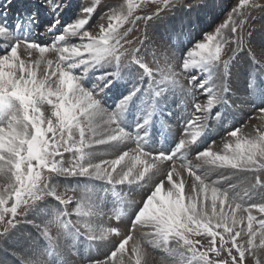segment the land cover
Wrapping results in <instances>:
<instances>
[{"label": "snow or ice", "instance_id": "obj_1", "mask_svg": "<svg viewBox=\"0 0 264 264\" xmlns=\"http://www.w3.org/2000/svg\"><path fill=\"white\" fill-rule=\"evenodd\" d=\"M147 2L141 0L140 4H134L133 0H127L126 6L121 4L116 8L102 5L101 0H92L90 5L81 6L77 19L64 26L62 34L55 36L50 44L41 43L39 37L54 32L60 24L58 18H54L44 32L32 30L35 39L19 40L11 38L7 21L0 20V242L7 241L20 225L31 224L37 238L46 241L49 248L55 247L62 257L59 237L71 230L97 250L87 264H142L143 242L134 238L132 230L144 224L155 229L150 241L154 246L187 255L193 264H264V218L257 219L253 215V209L264 214V202L245 206L243 197L232 194L235 185L226 190L220 186L222 181L239 174L243 179L253 178L250 191L264 190V129L246 133L243 131L246 126L234 127L227 133V137L234 139L224 143L222 152L208 146L193 155L200 167L220 173L216 181H209L207 174H201L197 167L185 162L187 153L207 127L213 105L223 103L228 91L221 84L206 104L197 102L193 89L198 88L201 94L212 92L206 86L207 80L197 83L199 73L217 66L227 72L237 55L245 51L251 33L245 34L244 25L256 9H264V0H236L227 19L214 32L194 43L182 59L168 57L161 50L160 55L174 68L183 73L195 70V74L188 75L191 87L184 91L193 97L192 108L200 115L193 117L189 113L186 116L174 150L148 152L142 145L148 135L150 113L136 125L134 132L126 131L120 124L140 88H135L109 112L97 99L104 89L98 84L86 89L79 83L91 67L103 62L116 69L96 77L101 83L108 80L105 88L118 77L119 70L135 68L141 79L147 77L150 84L156 86L155 97L165 94L166 88L158 87L164 80L157 78L160 71L157 55L152 51L150 64L142 58L141 50L155 49L147 34L150 22L159 18L163 10L183 4L184 0H151L154 12L140 15L134 11L143 12V4ZM11 3L12 0H4L2 7L7 9ZM39 4L49 13L63 11L68 6L67 0H39ZM30 7L24 3L25 12ZM103 7L110 11L101 15L100 20L106 15L108 23L106 27L98 24L96 33L87 26L98 8ZM141 22L142 34L136 41L130 40L128 37ZM34 24L35 14L26 16L17 22L16 30L22 25ZM126 24L133 27H125ZM69 37L78 38L79 42L72 43ZM226 48L233 53L229 60L222 59L227 54ZM21 49L28 57L38 52L39 58L29 62L22 58ZM49 52L56 53L55 61L47 59ZM247 54L254 64L264 62L257 60L251 49ZM41 65L44 67L38 77ZM76 69L81 70V76L73 74ZM44 105L50 106L51 117L42 111ZM259 113L260 120L264 121V108H260ZM211 118L219 120L220 113ZM248 118L251 120V115ZM193 124H198L194 131ZM133 140L135 147L130 151L118 150L120 145L127 148L126 142ZM108 148L112 149L113 158H105V155L96 158L98 151L107 153ZM178 158L179 168L176 167ZM185 171L191 181L184 178ZM57 176L86 177L112 185H147L149 190L138 203L132 202L134 214L125 229L119 226L96 228L91 220L81 226L79 220L65 219L72 215L68 206L75 202L78 217L92 213H81L76 191L72 190L69 195L54 186ZM49 198L57 202L59 209L55 205L41 207ZM30 213L45 219H28ZM121 215L117 213L118 221ZM201 235L209 239L204 243L193 239ZM130 241L129 249L126 246ZM198 244L204 250L197 248ZM15 255L19 264H53L47 258L46 249L31 253L24 250ZM62 264H67L66 259Z\"/></svg>", "mask_w": 264, "mask_h": 264}, {"label": "rangeland", "instance_id": "obj_2", "mask_svg": "<svg viewBox=\"0 0 264 264\" xmlns=\"http://www.w3.org/2000/svg\"><path fill=\"white\" fill-rule=\"evenodd\" d=\"M92 1L86 2L84 5H90ZM134 4H140L141 0H133ZM236 3V0H184L183 4L177 5L170 10H163L165 12H161V15L159 18L153 20L150 22V25L147 30V34L149 36V41L152 42L155 45V49L152 50L151 47H147L141 50L142 58L148 60V62L151 64L153 61V52L158 57V63L160 65V71L158 73V79H165L170 83L172 88L177 89L181 92V89H186V82L184 75L182 74L181 69L174 68L173 65L166 63L163 56L160 55L161 50L165 51L167 53L168 57L172 58H180L181 59V50L185 47L187 43H189L191 40L195 38L196 33L193 32L194 38L190 39L191 36L190 33L185 30V27L188 28V23L190 26L192 24L194 27H196L195 22L193 19L196 17V15L200 18L199 20L203 23H208L204 27H208V31H205V34L212 33L214 30L221 25L226 19L227 16L231 13L233 5ZM102 5H110L112 7L118 8L121 4H124L126 6L127 0H101ZM144 11L140 12L139 9H134V11L138 12L140 15H144L145 13H151L154 12L155 5L151 4V0H148L147 3L143 4ZM110 9L108 7L98 8L97 13L93 17V21L90 22V29H95V32H99L98 24L102 23L105 27L107 26L108 19L107 16H104L103 20H100V16L103 15L106 12H109ZM76 18L70 19V22L72 23L75 21ZM217 23H216V21ZM215 21V22H214ZM200 22V25L203 23ZM125 27H133V25L126 24ZM211 27V29H210ZM143 31V23L141 22L139 25L135 26V30L132 32V34L128 37L130 40L136 41L137 37L142 34ZM244 32L245 34L251 33L248 41V45L245 48L244 52H241L239 54V59L237 65H241L242 70L236 71L235 76L233 78V83L236 88H241L242 90L246 88L244 85V72L243 69L246 67L248 62H253L250 58V56L247 54L248 50L251 49V53L255 55V57H260L261 60L264 61V9H256L250 16V18L247 20L246 24L244 25ZM204 34V35H205ZM202 39V38H201ZM192 45H190L191 47ZM187 49L186 51H188ZM225 55L222 56V58L231 56L232 51L226 48ZM47 59H52L55 61V54L53 53H47ZM23 59L28 60L29 62L34 61L35 59L39 58V53L34 52L31 57H28L25 53L21 54ZM243 60V62H242ZM242 63V64H241ZM106 65V64H105ZM109 66V65H108ZM43 65H41V68L43 69ZM112 68V67H111ZM217 68H219L217 66ZM42 69L38 70V77L42 74ZM113 69V68H112ZM127 68L123 69L125 71ZM131 69L129 72V76H131L134 83H138V81L143 80L141 83V86L144 87V89L147 91H144V95L146 96L147 93H154L155 85L150 84L149 79L147 77H144L141 79L140 74L138 71H136L135 68H128ZM210 74L214 77L215 74L212 73V69H208ZM217 70V69H216ZM114 71H116L114 69ZM41 72V73H40ZM175 80V82H173ZM214 81V78H213ZM222 83V81L220 82ZM158 87H161L158 85ZM164 96V95H163ZM147 97V96H146ZM151 98H154V94ZM144 98H142L143 100ZM157 100V97H156ZM42 111H45V115L47 117H51V108L48 105L42 106ZM231 115L233 117H240L241 115L239 113L232 112ZM252 119L254 116H251ZM54 119V118H53ZM252 119L249 120V123L252 122ZM259 122V126H246L244 128V131L246 132H252L254 133L257 128L264 129V121L260 120L259 117H257L253 123ZM232 139H225L224 143ZM224 143L221 144L220 147L216 146V148L212 149L216 152H222L224 150ZM107 153H105L103 150L98 151L96 156H99V158H103L105 155V158H109L110 151H112L111 148H108ZM66 156L70 157V154H65ZM97 158V159H99ZM198 169L200 171H204L208 178L210 177V181H213L214 179L218 180V177L220 179V173L216 172H209L207 170V167H200L198 166ZM211 173V174H210ZM216 173V174H215ZM210 175V176H209ZM214 175V176H213ZM227 175V173H225ZM213 176V178H212ZM184 178H186L184 176ZM213 179V180H212ZM239 181L232 183L233 181ZM101 181L103 180H97V179H90L86 177H73V178H64V177H55L53 180L54 186H59L61 191H67L69 195H72V190L76 191L77 194V200L81 205L80 211L81 213H92L91 216L87 215H76V209L73 204H70L68 208L71 210L72 215L69 217H66V220L69 221H77L79 220L81 223V226L85 222H88L91 220L93 227L99 228L101 225L112 226L111 223H108L110 219H108V214L112 209H108L106 205L100 203V194L101 189H106L105 183L102 186ZM222 183L225 184L226 188L236 186L233 190V193L235 195H240L243 197L244 201L246 202L245 206L252 204V203H260L264 202V190L255 189V190H249L248 188L252 183H254V180L251 176H249L247 179H243L241 175L237 174V176H233V178H229L228 180H224ZM223 184V185H224ZM122 186L121 189L123 190L124 196L126 198V201H128V205L131 206V199L133 198L130 194L135 195L139 194L142 191L144 192L146 189H133L131 190L130 185H120ZM147 187V185H144ZM127 188V189H125ZM189 187H187L186 193H188ZM143 192L140 194L142 195ZM246 194L247 196H244ZM105 201V200H104ZM130 202V203H129ZM46 205H55L57 209H59V205L55 200H52L51 198L43 201L41 207ZM239 215V213H238ZM247 215V214H245ZM253 215L257 216V219L264 218V214H260L255 209H253ZM36 218L38 221L41 219H45L43 216H38L36 213H30L28 216V219ZM111 222V221H110ZM27 225V226H26ZM144 224H140L139 227L136 228V231L144 237H148V239L153 240V234L155 230H147L144 229ZM246 227V221L245 225ZM55 234V230H54ZM73 236V233L71 230H68L65 236L59 237V244L61 247V250L63 252H67L71 249L72 241L71 237ZM138 237V235H135V238ZM73 238V237H72ZM15 239V240H14ZM140 239L143 244L147 242V239H142L141 237L136 238ZM239 239V238H238ZM11 244H16V246L7 245L5 247L4 241L0 242V264H13L11 260V255H15V253L22 252L24 250H28L29 253L31 252H40L41 249L47 250V257L48 253L50 252V249L48 247V244L46 241L42 239L37 238L36 230L32 227L31 224H22L19 226L18 230L14 232V235L10 236L8 239ZM12 240L14 242H12ZM84 239H81V242L83 243ZM244 241H241L243 243ZM258 242V241H257ZM132 244V243H131ZM146 245V244H145ZM150 246V245H148ZM147 245L145 246V252L142 256V264H151L156 263L160 264L162 263V260L160 257L152 252ZM131 247V246H130ZM151 247V246H150ZM5 252L10 253L8 256ZM13 253V254H12ZM52 253H54L53 256H50V260L53 261V264H61V261L57 258L58 253L55 247H52ZM178 255L182 258L181 264H193V262L189 261L188 256H182L178 253ZM127 254L125 256V259L127 261ZM11 261V262H10ZM134 261V258H133ZM150 262V263H149ZM19 264V262L14 263ZM162 264H165L163 262Z\"/></svg>", "mask_w": 264, "mask_h": 264}, {"label": "bare ground", "instance_id": "obj_3", "mask_svg": "<svg viewBox=\"0 0 264 264\" xmlns=\"http://www.w3.org/2000/svg\"><path fill=\"white\" fill-rule=\"evenodd\" d=\"M72 12V10L70 9V11H69V14ZM59 14H61V11H59L58 12V14H57V17H58V15ZM77 17H78V15H73L72 16V18L71 19H74V18H76L77 19ZM68 21V20H67ZM69 41L70 42H72V43H78L79 42V40H78V38H74V37H72L71 39H69ZM33 57V56H32ZM42 69V68H41ZM41 73V72H40ZM40 76V75H39ZM96 158H99V156H96ZM213 173V172H212ZM217 173V172H216ZM215 173V174H216ZM202 174V173H201ZM211 174V173H210ZM210 176V175H209ZM214 176V175H213ZM213 176H212V178H213ZM237 176V175H236ZM210 178V177H209ZM208 178V180L210 181V179ZM219 178V177H218ZM213 180V179H212ZM217 180V179H216ZM215 179L213 180V181H216ZM228 180V179H227ZM223 182V181H222ZM224 183H221V188L222 189H225L224 188V185H223ZM226 190V189H225ZM233 194V193H232ZM234 195V194H233ZM139 237V236H138ZM15 240V239H14ZM12 242H14L13 240H12ZM9 243H10V241L9 240H7V241H4V245H5V247L7 246V245H9ZM11 244V243H10ZM11 245H14V246H16V244H11ZM130 246H131V244H130ZM8 247V246H7ZM130 249V248H129ZM144 249H145V247H144ZM144 254V253H143ZM143 254H142V256H143ZM7 256H8V254H7ZM11 260H14V258L11 256ZM11 262V261H10ZM150 263V262H149ZM13 264H14V262H13ZM151 264H156V263H151ZM160 264H162V263H160Z\"/></svg>", "mask_w": 264, "mask_h": 264}]
</instances>
